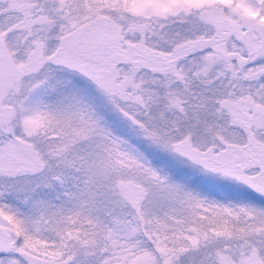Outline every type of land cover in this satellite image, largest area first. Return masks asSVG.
I'll return each instance as SVG.
<instances>
[{
  "label": "snow or ice",
  "instance_id": "1",
  "mask_svg": "<svg viewBox=\"0 0 264 264\" xmlns=\"http://www.w3.org/2000/svg\"><path fill=\"white\" fill-rule=\"evenodd\" d=\"M0 264H264V0H0Z\"/></svg>",
  "mask_w": 264,
  "mask_h": 264
}]
</instances>
